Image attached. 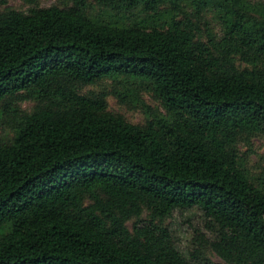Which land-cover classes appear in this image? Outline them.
Instances as JSON below:
<instances>
[{"label": "trees", "instance_id": "16d2710c", "mask_svg": "<svg viewBox=\"0 0 264 264\" xmlns=\"http://www.w3.org/2000/svg\"><path fill=\"white\" fill-rule=\"evenodd\" d=\"M20 5L0 0V264H264V0Z\"/></svg>", "mask_w": 264, "mask_h": 264}, {"label": "rangeland", "instance_id": "374dc122", "mask_svg": "<svg viewBox=\"0 0 264 264\" xmlns=\"http://www.w3.org/2000/svg\"><path fill=\"white\" fill-rule=\"evenodd\" d=\"M6 1L9 5L18 6L22 8V6L20 5V0ZM55 2L56 0H39V4L41 6H49ZM146 100L149 103L156 104L147 95ZM110 104L113 108L123 112L125 116L131 121L142 122L144 119L142 113L138 109L128 110L124 106H118L113 99L110 100ZM25 105L28 106V104ZM251 144L253 152L248 153V159L251 164H254L258 158V155L264 153V137L254 138ZM243 149H246V147H243ZM169 225L171 226L178 238L180 248L182 250H187V248L190 246V240L193 235V228L202 227V214L199 210L196 209L184 212L175 210L169 221ZM210 257L214 262H221V259L214 254H211Z\"/></svg>", "mask_w": 264, "mask_h": 264}]
</instances>
